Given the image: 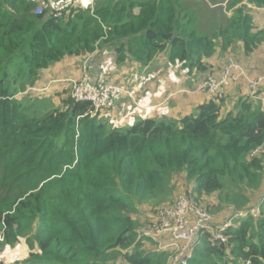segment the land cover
<instances>
[{"label": "trees", "instance_id": "trees-1", "mask_svg": "<svg viewBox=\"0 0 264 264\" xmlns=\"http://www.w3.org/2000/svg\"><path fill=\"white\" fill-rule=\"evenodd\" d=\"M195 1L95 0L55 18L36 15L35 0H0V229L5 247L28 249L15 264H170L173 250L153 239L148 216L180 195L221 214L216 227L261 212L234 219L226 244L202 234L190 264H264V155L252 156L264 145V91L229 112L225 98L208 100L191 116L126 128L90 117L91 103L70 92L41 115L25 97L43 71L103 48L120 66L163 57L191 75L263 45L252 7L264 0H229L205 27L197 9L208 0Z\"/></svg>", "mask_w": 264, "mask_h": 264}, {"label": "crops", "instance_id": "crops-1", "mask_svg": "<svg viewBox=\"0 0 264 264\" xmlns=\"http://www.w3.org/2000/svg\"><path fill=\"white\" fill-rule=\"evenodd\" d=\"M252 11L257 26L264 30V8L252 7ZM233 55L243 63L242 67L246 70L251 81L259 78L264 79V43L250 58H244L239 51L226 56ZM226 56L224 55L219 59L217 56L216 58L214 57L215 59L212 61L215 67L210 73L197 74L193 72L188 75L183 70H173L172 72L165 70L163 73L154 71V73L149 74L146 72L144 77H137L134 69L138 67V64L126 62L118 70L114 52L103 48L85 59L69 58L43 71L34 88L39 87L40 92L60 90L61 88L64 91L62 96H66L67 89L71 88L69 81L81 79L89 70V77L91 76L92 81L96 82L107 76L112 83L121 86L126 91L117 99L115 109L111 113L105 112L102 114L111 125L115 124L119 126L118 128H126L147 118L179 120L196 113V109L199 106L210 100L207 95L195 93L194 87L202 82V78L204 80L210 74L219 73L225 65V61H227L225 60ZM151 66L152 64L145 67V70H152L153 67ZM127 68H130V70H127ZM156 75L165 76L167 81L164 79L165 81L160 82L161 77H155ZM140 78L144 79L141 83L138 81ZM161 83L162 85L160 86ZM253 91H264V80L255 90L244 80L230 85L227 89V95H229L226 97V102H224L225 111H231L239 98L252 96L254 94ZM138 118L140 119L138 120ZM222 219L225 221V217ZM166 245L167 243L163 241V246Z\"/></svg>", "mask_w": 264, "mask_h": 264}, {"label": "built area", "instance_id": "built-area-1", "mask_svg": "<svg viewBox=\"0 0 264 264\" xmlns=\"http://www.w3.org/2000/svg\"><path fill=\"white\" fill-rule=\"evenodd\" d=\"M38 7L36 15H42L48 12L55 18H61L68 14L73 8L79 7L84 3H89L91 9L94 8L95 0H35ZM210 76L200 82L194 92L209 96L210 100L220 101L226 96V91L230 85L241 82H248L255 90L263 82V78L251 81L246 70L233 59L227 60L224 67L219 73ZM72 98L78 102H89L92 105V111L88 114L90 117H96L105 112L111 113L113 101L117 96L125 93L124 89L113 84L107 76L94 82L84 74L79 81L71 80ZM253 98L256 97V91ZM264 155V145L257 148L252 156ZM260 207H255L248 212L235 213L224 223L215 226L213 217L208 211L206 202L194 204L184 195H180L174 205L165 206L158 210L157 220L153 223L149 231L153 239L160 244L162 249L163 241L167 243V248L173 250V256L170 264H190L192 259V250L199 242L202 234L209 232L214 241L226 244L227 237L224 235L225 230L235 219L246 217L248 214L255 218L260 215ZM6 243L5 227L0 229V264H6L2 255V247ZM245 264H252L251 261Z\"/></svg>", "mask_w": 264, "mask_h": 264}, {"label": "rangeland", "instance_id": "rangeland-1", "mask_svg": "<svg viewBox=\"0 0 264 264\" xmlns=\"http://www.w3.org/2000/svg\"><path fill=\"white\" fill-rule=\"evenodd\" d=\"M194 2L190 1L189 0V3H191V7L194 8H197L196 5L198 4V2H196L195 0H193ZM214 0H208L207 3H205L202 8H199L197 9L198 10V15H199V18L201 19V24L205 27L207 25H209V22H210V19L212 17H215L216 15V11L220 9L219 6H222L223 10L227 13L228 11V3H229V0H219L220 2L222 1V3L218 6L216 5H212ZM205 30V29H203ZM233 59L234 61L236 60V58L233 56H226L225 57V60H229V59ZM238 61V60H237ZM227 62V61H225ZM226 64V63H225ZM241 66H243L242 64L243 63H239ZM118 66V70L121 69L122 66H120V64H116ZM116 67V66H115ZM114 67V68H115ZM153 69L152 70H149V71H146L145 68L141 67L140 68V65L138 64V67L134 69V71H136V74H137V77L138 76H143L146 74V72H148L149 74H152L154 73V71H156V73H163V71L165 70H170L171 72L174 70V68H171L167 62V59L166 58H161L159 60V63H154L152 64ZM140 68V69H139ZM139 69V70H138ZM127 70H130V68ZM88 73H86V75H90V72L89 70H87ZM140 73V74H139ZM84 76V75H83ZM210 76H215L214 74H210L209 76L205 77L204 80ZM91 77V76H90ZM155 77H161V80L160 82L162 81H167L166 77L163 76V75H156ZM83 78V77H82ZM81 78V79H82ZM151 78V77H150ZM79 79V80H81ZM165 79V80H164ZM77 80V81H79ZM144 79L140 78L138 79V81L141 83ZM203 78H202V81H204ZM115 84V83H113ZM199 84V83H198ZM198 84L196 85V87L198 86ZM70 85H71V90L70 89H67L66 92H70L72 94V84L70 82ZM116 85V84H115ZM162 85V83L160 84V86ZM118 86V85H117ZM121 87V86H119ZM194 87V90L195 88ZM122 88V87H121ZM40 88L36 87V89L33 87V88H30L29 92L27 93V98L29 99H35L37 101V105H35L32 109V111L34 112V114L36 115H41V114H45L47 112H50V111H53L55 110V108L59 107L62 105V99L65 97V96H62V94L64 93L63 90H51V91H47V92H40L39 90ZM123 89V88H122ZM156 89L158 90V88L156 87ZM258 91H256L257 93ZM229 95V94H228ZM227 91H226V94L225 96L227 97ZM121 96V95H120ZM120 96H117L114 101H113V108L115 109V104H116V101L117 99H119ZM254 96V94L252 96H250L251 98ZM225 97V99H226ZM107 115V114H106ZM112 115V114H111ZM110 115V116H111ZM140 118H138L139 120ZM113 126H116L117 128L119 127L118 125H115V124H112ZM121 128V127H120ZM175 200V199H174ZM176 202V201H175ZM208 204V203H207ZM264 206V201H263V204ZM165 206H168V205H163V206H160L158 207V209L162 208V207H165ZM255 208V207H254ZM151 211V209H150ZM221 216V214H219V216H213L214 218L213 219V222L216 223V221L218 222L219 221V217ZM152 219L155 218V220L153 221L156 222L157 220V217L154 215V213H150V215L148 216ZM229 217V216H228ZM227 217V218H228ZM224 220V219H223ZM168 246L166 245L165 246V249H168L167 248ZM28 250L27 248H22L21 245H17L16 247L14 248H7V247H3L2 249V255L4 257V260H5V263L6 264H15V262H22L24 261L27 257H26V250Z\"/></svg>", "mask_w": 264, "mask_h": 264}, {"label": "clouds", "instance_id": "clouds-1", "mask_svg": "<svg viewBox=\"0 0 264 264\" xmlns=\"http://www.w3.org/2000/svg\"><path fill=\"white\" fill-rule=\"evenodd\" d=\"M256 95H257V93H256Z\"/></svg>", "mask_w": 264, "mask_h": 264}]
</instances>
